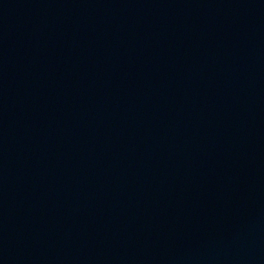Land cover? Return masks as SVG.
Listing matches in <instances>:
<instances>
[{
    "label": "water",
    "instance_id": "95a60500",
    "mask_svg": "<svg viewBox=\"0 0 264 264\" xmlns=\"http://www.w3.org/2000/svg\"><path fill=\"white\" fill-rule=\"evenodd\" d=\"M0 264H264V0H0Z\"/></svg>",
    "mask_w": 264,
    "mask_h": 264
}]
</instances>
